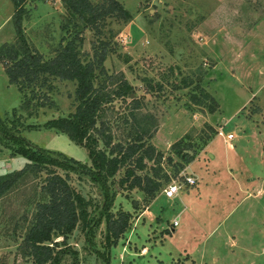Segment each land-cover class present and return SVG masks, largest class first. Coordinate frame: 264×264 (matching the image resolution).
Wrapping results in <instances>:
<instances>
[{"label": "rangeland", "instance_id": "rangeland-1", "mask_svg": "<svg viewBox=\"0 0 264 264\" xmlns=\"http://www.w3.org/2000/svg\"><path fill=\"white\" fill-rule=\"evenodd\" d=\"M118 2L130 12L128 21L107 16L87 25L62 0H26L22 28L44 60L71 39L84 62L106 45L94 85L111 101L91 132L108 151L100 130L125 147L145 128L154 152L136 173L153 176L160 187L150 197L120 184L133 159L106 183L86 173L92 168L88 151L46 126L75 111L76 82L51 76L50 91L37 80L24 86V96L0 64L6 127L45 149L47 158L79 161L70 163L75 169L28 167L0 197V264H32L22 241L36 205L48 199L42 185L52 172L67 176L79 195L80 220L65 242L54 237L63 251L58 262L46 264H264V0ZM14 10L11 0H0V46L17 38ZM123 80L131 96L116 95ZM32 90L38 98L30 99ZM228 133L233 139L226 140ZM7 143L0 139V175L33 164L12 156ZM179 172L197 182L165 197L162 187ZM121 210L131 213L130 223L112 245L106 217Z\"/></svg>", "mask_w": 264, "mask_h": 264}, {"label": "trees", "instance_id": "trees-1", "mask_svg": "<svg viewBox=\"0 0 264 264\" xmlns=\"http://www.w3.org/2000/svg\"><path fill=\"white\" fill-rule=\"evenodd\" d=\"M11 1L15 8L12 17L17 38L13 43H5L0 46V64L7 75L8 82L16 85L21 94L24 93V86L37 80L41 81L40 86H44L47 91H50L52 86L48 79L51 76L60 80L76 82L75 96L78 104L75 111L66 117L49 120L46 122V126L65 133L70 140L88 151L92 168L89 167L85 170L86 173L96 176L97 181L101 180L106 183V179L114 176L120 167H124L127 160L133 159L126 167L120 184L125 185L127 190L139 189L145 195L153 197L160 187V182L154 180L153 176H141L136 173L137 170H142L145 167L144 159H150V152H154V147L145 142L146 129L140 128L141 131L137 132L139 134L136 139L125 147L119 142L112 144V136L100 130L98 135L101 136L104 147H109L108 151L99 148L100 138L91 132L92 129H96V117L103 105L111 101L109 94L102 92L94 85L96 69L102 67L107 54L106 45L97 54V58L84 62L79 56L75 40L71 39L61 47L53 58L44 60L41 53L28 45L23 32L22 19L26 13L24 6L26 0ZM62 1L73 15L81 18L87 25L94 24L99 17L112 16L123 21H128L131 18L130 12L118 0H102L99 5L92 4L90 0ZM121 85L122 87L118 88L116 95L119 97L131 96L132 86L126 80H123ZM44 96L46 95L43 94ZM38 97L35 93L33 94L32 90L30 99ZM133 100L135 101L133 110H137L139 102L134 97H132ZM29 102L30 100L27 99L24 103L29 104ZM37 105H44V103L38 102ZM130 115L135 116L134 113H130ZM4 123L0 117V139L8 142L6 149L12 156H23L33 164L28 163L19 171L0 175V197L14 185L28 167H37L40 163H48L65 169H75L70 163H79L78 160L71 157L64 161L47 158L45 149L33 144L23 135L9 130ZM132 163L133 165H131ZM42 190L48 199L36 205L33 223L22 241L24 253L31 258L32 264L58 262L63 249L59 248V241L54 237H61V242H65L80 220L79 195L69 184L67 176L56 172L49 173L42 185ZM130 217L131 213L125 210L107 214L106 231L112 245L117 244L118 239L129 226ZM159 264L166 263L159 262Z\"/></svg>", "mask_w": 264, "mask_h": 264}, {"label": "built area", "instance_id": "built-area-1", "mask_svg": "<svg viewBox=\"0 0 264 264\" xmlns=\"http://www.w3.org/2000/svg\"><path fill=\"white\" fill-rule=\"evenodd\" d=\"M217 135L224 137L223 128L219 127L217 130ZM226 140L233 139V134H226ZM197 182V179L194 175L186 174L184 172H179L178 176L172 178L163 188L161 189V193L167 197L172 198L178 195L181 189L186 188V186H192ZM173 226L178 225V219H175L172 223Z\"/></svg>", "mask_w": 264, "mask_h": 264}, {"label": "crops", "instance_id": "crops-1", "mask_svg": "<svg viewBox=\"0 0 264 264\" xmlns=\"http://www.w3.org/2000/svg\"><path fill=\"white\" fill-rule=\"evenodd\" d=\"M7 81H8V78H7ZM9 83V82H8ZM10 84V83H9ZM211 157H214L213 155H211Z\"/></svg>", "mask_w": 264, "mask_h": 264}]
</instances>
